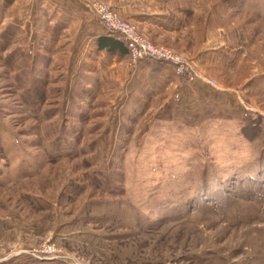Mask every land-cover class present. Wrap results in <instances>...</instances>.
<instances>
[{
  "label": "rangeland",
  "instance_id": "obj_1",
  "mask_svg": "<svg viewBox=\"0 0 264 264\" xmlns=\"http://www.w3.org/2000/svg\"><path fill=\"white\" fill-rule=\"evenodd\" d=\"M99 1L216 84L103 88L73 37L0 0V262L264 264V0ZM139 9L180 10L182 40L119 11ZM106 55L128 56L125 85L165 67Z\"/></svg>",
  "mask_w": 264,
  "mask_h": 264
},
{
  "label": "crops",
  "instance_id": "obj_2",
  "mask_svg": "<svg viewBox=\"0 0 264 264\" xmlns=\"http://www.w3.org/2000/svg\"><path fill=\"white\" fill-rule=\"evenodd\" d=\"M89 2L90 0H9L6 10H41L42 17L38 20L37 25L39 23V25L44 26L46 23L52 26L53 31L55 29L60 30L56 39L58 42L63 39V36L69 35V37H73L75 53H80L84 59L92 60L90 63L81 62L82 67L84 66L89 72L95 66L96 74L99 76L103 88L108 83V78H114L118 83L120 82L121 90L125 88V90L131 92V88L139 83L141 76L144 79L151 76L155 79L154 86L149 89L153 96V90L156 88L163 90V88H167L169 85L176 86L178 84L179 77H176L171 70V66L165 63V67L157 73H149L146 69L143 72L141 67H137L138 72H135L138 74L137 76H133L135 82L133 79H130V82L125 85L129 74L127 68L125 69L124 67V62L125 60L127 61L128 56L109 57L106 55L107 52L105 50V52L103 50H98V52L93 49L96 38L101 35H108L109 33L105 30L102 23H99L88 11L87 6ZM119 11H122V15L129 18V21L136 22L155 41L172 44L173 42L182 40V36L186 33L185 30L183 31L186 23L182 26V20L177 19L182 15L180 10L139 9L133 11V14L127 15L123 10ZM198 23V21L194 23L195 27L198 26ZM182 85L181 90L175 93L172 102L186 98L184 94L186 87L184 84ZM190 86L195 90V93L199 94L200 92L204 95L199 85L193 84ZM197 98H199L198 95Z\"/></svg>",
  "mask_w": 264,
  "mask_h": 264
},
{
  "label": "built area",
  "instance_id": "obj_3",
  "mask_svg": "<svg viewBox=\"0 0 264 264\" xmlns=\"http://www.w3.org/2000/svg\"><path fill=\"white\" fill-rule=\"evenodd\" d=\"M87 7L97 14L108 33H116L120 36L127 47L128 55L133 60H159L170 65L172 71L177 76L190 75L192 77H200L211 85L216 84L214 79L202 77L201 74L197 73L186 57L174 52L170 48L154 44L138 31L133 23L122 20L110 3L99 0L90 1Z\"/></svg>",
  "mask_w": 264,
  "mask_h": 264
},
{
  "label": "trees",
  "instance_id": "obj_4",
  "mask_svg": "<svg viewBox=\"0 0 264 264\" xmlns=\"http://www.w3.org/2000/svg\"><path fill=\"white\" fill-rule=\"evenodd\" d=\"M95 46L97 50H105L108 54L112 55H127L128 50L124 41L116 33L101 35L96 38ZM156 62H162L159 60H154ZM164 63V62H163ZM0 264H64L60 260H43L38 259L29 255H23L21 257L15 256L11 257L5 261L0 262Z\"/></svg>",
  "mask_w": 264,
  "mask_h": 264
}]
</instances>
